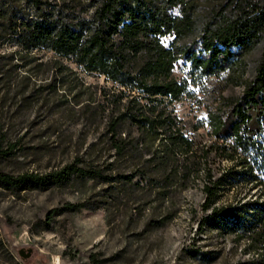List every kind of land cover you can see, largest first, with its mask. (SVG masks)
I'll return each mask as SVG.
<instances>
[{"label": "trees", "instance_id": "16d2710c", "mask_svg": "<svg viewBox=\"0 0 264 264\" xmlns=\"http://www.w3.org/2000/svg\"><path fill=\"white\" fill-rule=\"evenodd\" d=\"M199 1L0 0V42L8 39L17 49L0 54V62L8 59L7 71L0 66L1 82L12 81L19 66L15 59L47 50L59 58L55 63L60 72L72 71L67 60L113 83L102 88V102L84 104L87 122L105 121V132L90 144L86 156L47 175L14 177L0 169V182L92 181L107 185V208L124 200L135 210L149 206L154 212L170 200L164 217L171 219L177 213V194L194 182L205 163L202 207L210 214L200 230L210 224L233 232L247 241L245 253L257 254L250 263L264 264V253H258L264 249V46L245 78V56L264 40V6L235 0L232 11L202 20ZM180 65L186 71L182 77L175 72ZM212 77H223L226 84L214 94L217 109L208 112L213 138L207 144L188 132L173 103L195 96L189 88L192 81ZM230 82L242 87L239 96L224 94ZM4 139L2 134L0 156L6 153ZM218 158L234 164L218 173L212 165ZM244 185L260 187V197L240 207L215 206L223 191ZM64 208L80 211L89 206L68 202ZM230 215L235 218L231 224L225 221ZM154 218L152 214L151 225L158 221ZM89 259L100 263L95 254Z\"/></svg>", "mask_w": 264, "mask_h": 264}, {"label": "rangeland", "instance_id": "374dc122", "mask_svg": "<svg viewBox=\"0 0 264 264\" xmlns=\"http://www.w3.org/2000/svg\"><path fill=\"white\" fill-rule=\"evenodd\" d=\"M254 1L264 6V0ZM234 6L235 0H200L198 10L200 18L207 20ZM263 46L264 40L245 56V78L256 66ZM15 50L8 39L0 42V54ZM58 59L52 51L35 50L23 61L14 60L19 66L9 84L0 81V141L4 134L1 143L6 152L0 156V169L14 177L59 170L77 156H86L90 144L105 132V121L87 122L83 107L102 102V88L113 87V83L67 60L64 63L72 71L60 72L55 63ZM0 63L7 71L8 59ZM182 68L175 70L179 77L186 74ZM192 82L195 84L189 88L195 96L174 102L173 107L189 126L188 132L209 144L213 137L208 112L217 109L216 95L226 81L212 77ZM241 92V86L230 82L224 94L239 96ZM193 125L200 127L194 130ZM214 162L218 173L234 164L219 158ZM205 180L204 163L194 182L177 194V213L171 219L164 217L170 200L154 212L149 206L135 210L124 200L107 208V185L92 181L74 179L51 185L0 182V264H92L90 254H95L99 264H251L257 254L245 253L246 240L210 224L200 230L210 214L202 207ZM261 190L247 185L225 190L215 206L240 207L244 201L259 198ZM68 202H86L89 208L68 210L64 208ZM53 209L57 212L50 217ZM152 214L158 221L151 225ZM225 221L234 223V215ZM22 247L33 248L28 260L19 254ZM258 253L263 254L264 249Z\"/></svg>", "mask_w": 264, "mask_h": 264}, {"label": "water", "instance_id": "95a60500", "mask_svg": "<svg viewBox=\"0 0 264 264\" xmlns=\"http://www.w3.org/2000/svg\"><path fill=\"white\" fill-rule=\"evenodd\" d=\"M33 253V248L32 247H22L19 250V254L24 260H28Z\"/></svg>", "mask_w": 264, "mask_h": 264}]
</instances>
